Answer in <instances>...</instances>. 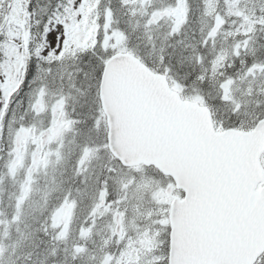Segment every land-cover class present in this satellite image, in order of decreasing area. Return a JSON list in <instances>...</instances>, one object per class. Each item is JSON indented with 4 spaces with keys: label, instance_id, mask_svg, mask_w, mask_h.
Segmentation results:
<instances>
[{
    "label": "snow or ice",
    "instance_id": "snow-or-ice-1",
    "mask_svg": "<svg viewBox=\"0 0 264 264\" xmlns=\"http://www.w3.org/2000/svg\"><path fill=\"white\" fill-rule=\"evenodd\" d=\"M0 264H264V0H0Z\"/></svg>",
    "mask_w": 264,
    "mask_h": 264
}]
</instances>
